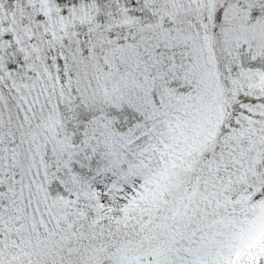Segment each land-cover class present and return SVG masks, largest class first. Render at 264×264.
<instances>
[{
  "label": "snow or ice",
  "instance_id": "snow-or-ice-1",
  "mask_svg": "<svg viewBox=\"0 0 264 264\" xmlns=\"http://www.w3.org/2000/svg\"><path fill=\"white\" fill-rule=\"evenodd\" d=\"M0 264H264V0H0Z\"/></svg>",
  "mask_w": 264,
  "mask_h": 264
}]
</instances>
